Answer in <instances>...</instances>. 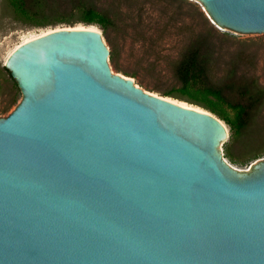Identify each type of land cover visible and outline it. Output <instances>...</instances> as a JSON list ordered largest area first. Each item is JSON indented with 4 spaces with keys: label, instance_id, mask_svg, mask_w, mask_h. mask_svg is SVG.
Returning <instances> with one entry per match:
<instances>
[{
    "label": "water",
    "instance_id": "water-1",
    "mask_svg": "<svg viewBox=\"0 0 264 264\" xmlns=\"http://www.w3.org/2000/svg\"><path fill=\"white\" fill-rule=\"evenodd\" d=\"M264 34V0H194ZM102 33L57 28L4 69L0 264H264V159L237 170L225 124L114 73Z\"/></svg>",
    "mask_w": 264,
    "mask_h": 264
},
{
    "label": "rangeland",
    "instance_id": "rangeland-1",
    "mask_svg": "<svg viewBox=\"0 0 264 264\" xmlns=\"http://www.w3.org/2000/svg\"><path fill=\"white\" fill-rule=\"evenodd\" d=\"M87 9L105 16V30L81 22ZM33 12L30 19L21 18L9 0H0V118L21 98L3 67L17 46L57 28L93 26L113 53L109 65L114 73L131 78L147 92L192 106L196 105L180 96L183 83L177 72L188 56H194L203 67L206 85L219 90L226 104L246 110L239 132L225 125L223 157L241 171L264 159V34L221 28L194 0H45Z\"/></svg>",
    "mask_w": 264,
    "mask_h": 264
},
{
    "label": "trees",
    "instance_id": "trees-1",
    "mask_svg": "<svg viewBox=\"0 0 264 264\" xmlns=\"http://www.w3.org/2000/svg\"><path fill=\"white\" fill-rule=\"evenodd\" d=\"M45 0H9L14 12L21 18L30 19L34 16L33 8L40 6ZM81 22L86 25H96L105 30L108 20L98 12L87 9L82 11ZM113 57L110 52L109 60ZM194 56L187 59L178 68V76L183 83L179 90L180 96L190 104L199 106L217 116L232 133L239 132L245 124L246 110L241 105L226 104L219 90L206 85L204 70L198 65ZM223 105L230 109L226 111Z\"/></svg>",
    "mask_w": 264,
    "mask_h": 264
},
{
    "label": "bare ground",
    "instance_id": "bare-ground-1",
    "mask_svg": "<svg viewBox=\"0 0 264 264\" xmlns=\"http://www.w3.org/2000/svg\"><path fill=\"white\" fill-rule=\"evenodd\" d=\"M83 26H78V27H75V28H82ZM49 32V31H48ZM47 32H45V33H43V34H46ZM43 34H41V35H43ZM41 35H39V36H41ZM39 36H36V37H39ZM36 37H33V38H29V39H27V40H25L23 43H26V42H28V41H30V40H32V39H34V38H36ZM22 43V44H23ZM21 45V44H20ZM18 47V46H17ZM16 47V48H17ZM175 102V101H174ZM178 104H180V105H182V106H189V105H187V104H181V103H179V102H177Z\"/></svg>",
    "mask_w": 264,
    "mask_h": 264
}]
</instances>
